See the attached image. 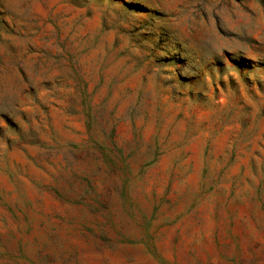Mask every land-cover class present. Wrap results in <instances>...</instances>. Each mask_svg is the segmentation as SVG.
<instances>
[{"label": "rangeland", "instance_id": "obj_1", "mask_svg": "<svg viewBox=\"0 0 264 264\" xmlns=\"http://www.w3.org/2000/svg\"><path fill=\"white\" fill-rule=\"evenodd\" d=\"M0 264H264V0H0Z\"/></svg>", "mask_w": 264, "mask_h": 264}]
</instances>
